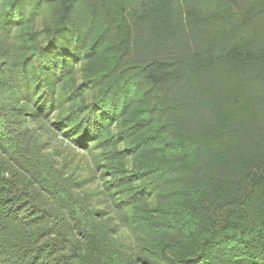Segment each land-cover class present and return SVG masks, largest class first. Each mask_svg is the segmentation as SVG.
I'll return each mask as SVG.
<instances>
[{"label":"trees","instance_id":"obj_1","mask_svg":"<svg viewBox=\"0 0 264 264\" xmlns=\"http://www.w3.org/2000/svg\"><path fill=\"white\" fill-rule=\"evenodd\" d=\"M0 264H264V0H0Z\"/></svg>","mask_w":264,"mask_h":264}]
</instances>
